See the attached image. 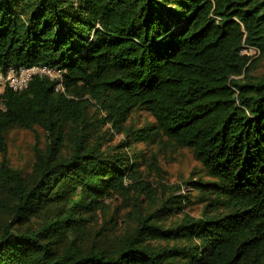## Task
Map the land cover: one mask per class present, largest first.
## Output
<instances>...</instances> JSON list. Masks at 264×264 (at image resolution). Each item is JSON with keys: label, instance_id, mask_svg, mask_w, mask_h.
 Masks as SVG:
<instances>
[{"label": "trees", "instance_id": "1", "mask_svg": "<svg viewBox=\"0 0 264 264\" xmlns=\"http://www.w3.org/2000/svg\"><path fill=\"white\" fill-rule=\"evenodd\" d=\"M262 57L264 0H0V66L60 70L0 94L1 150L13 125L47 136L31 172L0 166V264H264ZM141 109L154 122L127 128ZM107 123L126 138L111 150ZM138 131L210 181L158 192L125 151ZM117 199L135 225L107 235Z\"/></svg>", "mask_w": 264, "mask_h": 264}, {"label": "rangeland", "instance_id": "2", "mask_svg": "<svg viewBox=\"0 0 264 264\" xmlns=\"http://www.w3.org/2000/svg\"><path fill=\"white\" fill-rule=\"evenodd\" d=\"M251 53L252 51H248ZM264 72V57L259 59L252 71L254 75H261ZM243 75L239 76L242 78ZM154 122L153 116L145 110H135L130 115L126 126L134 129H141L145 125ZM102 131L103 149L120 144L125 141V134L121 130L111 127V123L103 124L100 128ZM132 146L126 148V154L132 157L135 153L143 151L141 158V171L145 179L150 181L158 192L161 188H165L166 192H170L173 185L188 180H200L202 182L210 181L209 176L204 170L201 163L195 158L192 151L188 148H182L175 145L172 140L167 137L159 136L150 140H141L142 131H138ZM6 150L0 149V166L2 163L9 165L11 168L20 170L24 175L32 171L35 161L34 148H43L47 141L45 132L39 127L27 129L18 125L11 126L5 132ZM187 194L191 203L186 208V212L190 215L198 217L203 204L197 195L198 192L182 187L177 194ZM196 195V196H195ZM109 214L108 222L97 229H101L102 233L112 235L113 233L124 232L127 226L135 225V221L130 218L132 208L121 199L108 200ZM113 217V218H112ZM94 242V238L89 237L86 241L87 245Z\"/></svg>", "mask_w": 264, "mask_h": 264}, {"label": "built area", "instance_id": "3", "mask_svg": "<svg viewBox=\"0 0 264 264\" xmlns=\"http://www.w3.org/2000/svg\"><path fill=\"white\" fill-rule=\"evenodd\" d=\"M36 76H47L51 79L60 78V70L48 65L20 67L9 65L5 68L0 66V94L5 88L14 91L24 90Z\"/></svg>", "mask_w": 264, "mask_h": 264}]
</instances>
